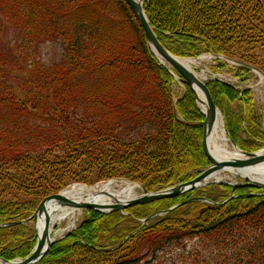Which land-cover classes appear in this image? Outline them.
Returning <instances> with one entry per match:
<instances>
[{"label":"trees","instance_id":"trees-1","mask_svg":"<svg viewBox=\"0 0 264 264\" xmlns=\"http://www.w3.org/2000/svg\"><path fill=\"white\" fill-rule=\"evenodd\" d=\"M145 13L172 54L236 63L242 83L264 74V0H147ZM48 43L61 60H41ZM180 77V76H179ZM152 53L124 0H0V259L27 258L28 219L72 184L112 179L156 192L193 181L210 162L205 116ZM228 136L264 145L252 90L213 80ZM210 185L104 215L89 212L38 264H264V196ZM208 199V205L193 199ZM183 204L170 213L152 215Z\"/></svg>","mask_w":264,"mask_h":264},{"label":"water","instance_id":"water-1","mask_svg":"<svg viewBox=\"0 0 264 264\" xmlns=\"http://www.w3.org/2000/svg\"><path fill=\"white\" fill-rule=\"evenodd\" d=\"M124 1L129 6L137 22L139 23L152 52L161 60L162 63L164 61V63L168 64L183 78V81L195 93L199 107H201L202 104L205 105L206 112L202 110V113L206 118L204 122L203 149H204L205 155L207 156L208 160L211 162V166H209L205 171H203V173H201L195 180L189 183L180 184L178 186H175V187H172L166 190H162L156 193H149L141 185V189L143 191L142 196L136 199L129 200V201H123V202L118 201L116 204L109 205V206L91 204V203L79 204L69 199H66L62 195V193L48 197L40 205V207L38 208L34 216L29 219V220L34 221V225H35L34 230L38 238L36 247L34 248L31 255L24 260H16L12 262L0 259V262L2 264H38L47 255L51 246L56 241L51 239L50 234L48 233V230H46L44 234L41 237H39L37 233V225H38L39 218L42 217L43 214L46 213V205L50 202H56L61 206L77 207L81 210H86V211L88 210L96 211L102 214L125 212L128 209L133 208L135 206L146 205L149 203H153V202H157V201H161L165 199L177 198L190 191L196 190L201 187H205L211 184L209 180L217 173L228 171L229 169L242 172V171L251 169L253 167H256L258 165L264 164V154L262 153L263 151L256 152V153L243 152L238 148V146L235 144L233 140H231L232 146L238 152L237 156L234 157L233 159L221 160L211 153L209 149V145H208L209 139L212 134L213 128L217 122L218 115L222 116V114L220 110L217 108L216 104L214 103V100L208 90L207 84H205L202 80H200L193 71L188 69L181 62L182 59L170 53L159 42L145 13L144 5H145L146 0H138V1L137 0H124ZM246 181L248 182V185H251L252 187L264 188V184H259L252 180H246ZM214 183L222 184V182H214ZM179 206L181 205H178L170 209L164 214L175 210ZM156 216H158V214H155L152 217L146 219L144 223L155 218ZM48 228H49V223H47V229Z\"/></svg>","mask_w":264,"mask_h":264},{"label":"bare ground","instance_id":"bare-ground-1","mask_svg":"<svg viewBox=\"0 0 264 264\" xmlns=\"http://www.w3.org/2000/svg\"><path fill=\"white\" fill-rule=\"evenodd\" d=\"M206 59V57H202L200 61L187 59L182 60L181 62L188 69L194 71L193 67L199 66L200 62ZM201 108L204 112H206L205 105L202 104ZM208 145L211 153L221 160H231L238 154L237 150L233 148L231 141L227 136L224 121L220 115L217 117V122L213 128ZM262 153L264 154V150ZM222 174H229L243 180H252L259 184H264V164L242 172L229 169L228 171L217 173L209 180V182L224 181ZM140 193L141 187L139 185L122 180H115L104 182L94 187L84 185L71 186L64 190L62 195L66 199L79 204L91 203L109 206L116 204L118 201L123 202L136 199L141 196ZM81 212L82 210L77 207L61 206L56 202L48 203L46 205V213L38 220V236L41 237L44 232L48 230L51 239H57V237L64 232L61 225L68 219L73 220L77 218ZM47 223H49L48 229ZM0 264L2 263L0 262Z\"/></svg>","mask_w":264,"mask_h":264},{"label":"rangeland","instance_id":"rangeland-1","mask_svg":"<svg viewBox=\"0 0 264 264\" xmlns=\"http://www.w3.org/2000/svg\"><path fill=\"white\" fill-rule=\"evenodd\" d=\"M61 55H62V48H61V44H53V43H48L46 45H44L43 49H42V54H41V60L48 65H53L54 63L58 62L61 60ZM201 57H206L207 59L200 62L199 66H195L194 71L203 79V80H210L213 77L219 78L225 82L231 83L233 85H237L236 83L240 82V79L238 77H236L235 75V69H233V62H230V68L224 69L222 71H214L213 67H215L216 62H215V57L212 55H202ZM200 58H195V60L200 61ZM259 73V72H257ZM255 74L254 77L252 79H250L247 83H244V86H248L250 88L253 89V94L255 97V103L258 109V112L260 115H262L263 119H262V128L264 130V82L261 81V77L258 74ZM184 91V88L181 87L177 90L178 93H182ZM225 124V123H224ZM225 127V126H224ZM255 152V151H254ZM223 178H224V182L228 183V184H232V185H244L246 182L243 181L241 178L239 177H233L229 174H222ZM104 182H101V184ZM100 184V183H97ZM88 186V185H87ZM94 186V185H93ZM142 194V191L141 193ZM246 194H254V195H260V194H264L262 191L257 190V191H253V192H249ZM89 214V212H86L85 210H83L81 212V214L73 219V220H66L62 225L61 228L64 230V232L57 237L56 240H59L61 238H63L69 231L73 230L75 227H77V225L79 224V222H81V220L86 217ZM169 258H171L170 256H168L167 258L164 259L165 262H168V264H170L169 262Z\"/></svg>","mask_w":264,"mask_h":264}]
</instances>
